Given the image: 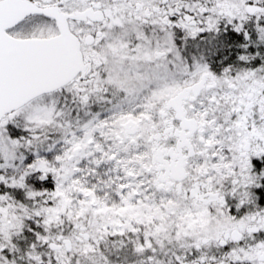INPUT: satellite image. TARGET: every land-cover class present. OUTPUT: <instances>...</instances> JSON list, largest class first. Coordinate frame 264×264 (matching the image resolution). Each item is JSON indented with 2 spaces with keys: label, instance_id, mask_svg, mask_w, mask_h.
I'll return each instance as SVG.
<instances>
[{
  "label": "snow or ice",
  "instance_id": "obj_1",
  "mask_svg": "<svg viewBox=\"0 0 264 264\" xmlns=\"http://www.w3.org/2000/svg\"><path fill=\"white\" fill-rule=\"evenodd\" d=\"M0 264H264V0H0Z\"/></svg>",
  "mask_w": 264,
  "mask_h": 264
}]
</instances>
